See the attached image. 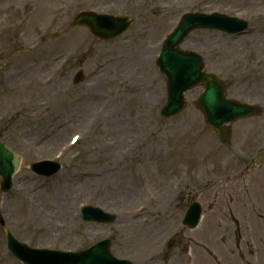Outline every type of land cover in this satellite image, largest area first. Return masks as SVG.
<instances>
[{"label":"rangeland","instance_id":"obj_1","mask_svg":"<svg viewBox=\"0 0 264 264\" xmlns=\"http://www.w3.org/2000/svg\"><path fill=\"white\" fill-rule=\"evenodd\" d=\"M79 1L0 0V68L3 58L19 61L13 65L18 69L13 83L10 86L0 85V132L7 143L24 158L15 177L14 189L3 198L1 209L15 236L32 246L76 250L117 232L112 247L117 256L131 258L138 264H150L149 256L162 241L168 228L176 223L173 219L183 211L186 199L177 202L172 200L168 204L167 229L163 228L152 235L150 227H145L150 225H145L143 229L133 225L141 224L140 217L147 214L163 217L164 211L160 210L163 200L156 199L154 204L149 206L148 195L162 188L164 184L169 187L176 185L178 178L184 176L183 173L189 168L194 175L191 179L200 180L201 184L208 183L202 186L207 192L206 197L202 198L207 210V203L219 195L215 196L214 189L226 188L214 185L217 181L230 176L231 180L235 181L238 178L233 177L234 175L240 178L245 173H240L239 169L246 160L250 161L256 157L260 162L256 166L263 165L264 0ZM159 5L169 9L159 8ZM85 6L98 12L131 15L134 23L121 37L107 42L91 40L88 46H85L86 39H91L87 29H67L72 13ZM193 9L218 10L243 17L250 22L251 31L243 36L228 37L213 31L197 30L192 32L183 44L184 48L193 49L204 56L206 69L225 80L230 96L258 102L263 106L260 116L233 124L232 137L228 143L220 141L194 105L195 99L202 91L201 87L187 93V106L181 113L172 118L159 115L166 99V83L156 65V59L164 39L176 25L179 16ZM153 40L156 45L152 51H143L140 59L139 54H136L140 50L137 45L149 47L151 50ZM131 49L136 52L134 51V55L129 59L127 68L138 73L135 80L140 84L133 96L125 98L122 92L126 90L125 85L113 82L106 72L101 71L94 78L92 75L87 84L78 85L84 88L85 94L96 81L97 84L92 88V91L95 89L96 92L94 97H84L86 100L79 102L73 100L82 93L80 89L71 87L70 74L75 68L84 66L88 73L95 69L97 64L116 56L113 64L110 67L106 64L103 69L110 68L108 72L113 75L126 68L125 64L117 63V54L125 56ZM69 50L77 53L75 61L59 74L56 84L47 85L43 82L45 75L53 67L62 65L59 58ZM13 51L17 52L11 55ZM150 53L153 57L149 64L152 76L148 78L144 75L141 79L143 74L140 73L145 70L141 66L142 58H145V55L148 58ZM27 80L31 81L30 86H23V82ZM56 88L58 92L55 96ZM107 91H114V98L120 99L121 106L118 111L104 120L99 128L78 146L66 151L61 160L64 167L59 174L42 179L31 173L28 164L42 158H54L66 146L73 131L82 125L92 108L97 107L95 103L101 99L99 95H106L104 92ZM90 101L92 106L86 108L84 116L80 105L85 107L84 104ZM78 113L83 116L77 118ZM113 118L116 121L111 130L116 129V132L108 129ZM117 125H120V128H117ZM114 133L116 137H124L121 144L113 142ZM132 138L138 139L140 144L131 152L122 154L124 149L120 151L115 147H128ZM255 138L257 145L253 144ZM209 140L215 142L213 148L217 147V150L209 158L205 156V163L199 159L185 161V157L192 156L187 154L188 152L203 150L201 147L205 145L206 148ZM245 151L248 152L247 155ZM225 161H228V164L224 166ZM198 168H204L201 178H197L198 173L194 172ZM80 173H86L88 177L84 178ZM254 181L255 192L261 195L262 191L258 189L264 184V171L255 174ZM235 186L238 189L228 186L229 193L231 190L240 192L241 184L235 182ZM166 193L169 194L170 191ZM220 194L223 196L222 192ZM242 194L239 193L238 199ZM234 195L236 196V193ZM226 199L229 200V196H226ZM86 200L117 213L116 223L106 226L82 221L78 216V209L80 203ZM144 204L147 205L146 210L136 214L135 207L137 209ZM232 207L237 213L238 208H241L239 204H232ZM207 211L204 225L213 233L209 239H214L219 227L230 229L233 226L228 221L231 216L226 209L217 226L215 221L209 220L212 213ZM250 215H253L251 211ZM247 230L245 225L244 232L249 240L251 236ZM261 232L264 233V220L254 230L256 234ZM202 233L197 229L185 235L200 240L205 237ZM206 236L208 238V234ZM217 244L214 243L215 248ZM219 245V254L223 260L224 257L227 260L236 259L232 252L227 254L222 244ZM201 249V245L194 244V252L202 255ZM251 249L261 256L259 258L264 259L259 249ZM174 252L180 251L174 249ZM183 257L177 261L170 258L167 264H187ZM167 258L160 256L161 260ZM0 264H21L6 249V236L1 227Z\"/></svg>","mask_w":264,"mask_h":264},{"label":"bare ground","instance_id":"obj_2","mask_svg":"<svg viewBox=\"0 0 264 264\" xmlns=\"http://www.w3.org/2000/svg\"><path fill=\"white\" fill-rule=\"evenodd\" d=\"M153 41H154V40H153ZM155 45H156V44H155V41H154V45H153V46L151 45V46H152V47H151V50H150L149 47H148V48H145L143 45H142V46H141V45H137V46L140 48V50L138 51V53H137L134 49H131L130 52H126V59H120V60L117 61V63H119L120 65H121V64H125V65H126V68L124 67V68H125V69L123 68L124 70L115 72V73H114L112 76H110L109 78H110L112 81H114L115 83L125 85L126 89H128V90L131 91V92H130V95L133 96V95H134L133 93L139 88L140 84H139V82H136V80H135V77L138 75V73H136L135 71H133V70L127 68L128 61H129L130 57H131L132 55H134V54H133L134 51L136 52V54H139V58H140L141 53H142L143 51L146 50V51H148V52H149V51L151 52ZM122 48H123V47H122ZM152 58H153V57H152V54H151V53L149 54L148 58H147L146 55H145V58H142L141 66H142V69H145V70H144L143 72L140 73V74H143L141 79H143V76H144V75H146V77H148V78H150V77L152 76V72L150 71V67H149V64H150ZM140 59H141V58H140ZM111 64H113V63H110V65H111ZM110 65H109V67H110ZM129 65H130V64H129ZM25 85H26V83L23 82V86H25ZM84 105H85V107H83L84 109L81 110L83 114H85L84 111H86V108H87V107L90 108V106L92 105V102H90V103H85ZM114 121H116V120H112V121H111V123H110L108 129H109L110 131L116 132V129H115V130H111V128L114 127ZM117 128H120V125H117ZM113 135L115 136V138H112V140H113L114 143H120V142L123 141V138H124V137H122L121 135L118 136V137H116V133H114ZM80 141H81V140H80ZM80 141H79V142H80ZM207 142H208V143H207V147H206V148H204L205 145H204L203 147H201V149L204 148L205 150H199V151H203V154H208V152L216 151L217 148H213V146L215 145V142H214L213 140H209V141H207ZM77 144H78V143H77ZM201 146H202V145H201ZM126 192H131V191H126ZM162 226H163V223H161V227H162Z\"/></svg>","mask_w":264,"mask_h":264},{"label":"water","instance_id":"obj_3","mask_svg":"<svg viewBox=\"0 0 264 264\" xmlns=\"http://www.w3.org/2000/svg\"><path fill=\"white\" fill-rule=\"evenodd\" d=\"M195 22H198V21H196L195 19H194V21L190 20V21H187V24H193ZM184 31H185V29H183L181 31V34ZM181 36L182 35L176 36V39L181 37ZM176 42H178V40H176ZM170 47H173L172 43L170 44ZM177 53L173 51L174 58L179 60L180 66L185 67L186 63L190 60V57L187 56V55H189V53L183 54L180 51H177ZM162 64H165V61H163ZM167 67L170 70L171 74L177 77V74H175V73L177 71H179L180 68H177L174 66H167ZM197 73L190 75V79L192 80V82H196L201 78V76H200L201 74H199V73L197 74ZM181 100L183 101V99H181ZM205 103H207L209 108L212 109V112L216 115V118L221 120V122H219V124H222V122L227 121L226 118L233 117V115H235L236 113H238V114L239 113H241V114L245 113L246 114V112L248 111V110H245L244 108H241V106L237 105L236 102L224 99L221 91L215 93V91L209 90L207 92ZM177 106H178V104L176 102L174 108ZM222 120H224V121H222ZM105 251H106V253L110 254L109 249H106ZM77 257L79 260L80 256L78 255ZM112 261H110V262L107 261L105 264H112ZM87 264H97V263L93 259V260L88 261Z\"/></svg>","mask_w":264,"mask_h":264}]
</instances>
